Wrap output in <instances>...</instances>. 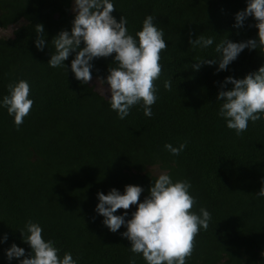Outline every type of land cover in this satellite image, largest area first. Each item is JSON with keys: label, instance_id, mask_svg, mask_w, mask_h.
I'll list each match as a JSON object with an SVG mask.
<instances>
[{"label": "trees", "instance_id": "obj_1", "mask_svg": "<svg viewBox=\"0 0 264 264\" xmlns=\"http://www.w3.org/2000/svg\"><path fill=\"white\" fill-rule=\"evenodd\" d=\"M73 1L0 0V28L23 21L11 37H0V101L19 80L28 82L33 101L19 127L0 105V264H19L30 254L20 233L29 220L42 227L61 258L70 252L76 264H129L134 254L121 235L126 228L114 233L103 224L95 211L97 192L123 193L126 185H137L144 189L142 202L161 173L173 182L188 181L193 211L199 214L203 207L211 213L186 264H264V197L256 195L264 181V119L249 121L237 135L218 115L217 100L219 91L232 87L221 88L226 77L242 79L264 65V50L245 48L226 70H218V63L192 67L199 59L218 61L215 48L225 39L256 37L253 17L235 26L249 0H111V15L118 22L127 19L129 34L135 36L152 15L168 45L160 54L152 117L137 104L124 119L108 98L74 77L75 52L65 68L47 63L55 51L53 37L71 33ZM36 24L43 25V50L35 46ZM200 35L213 44L190 45ZM113 56L92 60V77H106L115 66ZM166 80L171 90L164 88ZM165 143L186 147L173 155ZM127 213L126 220L132 212ZM12 244L25 257L9 260ZM135 264H146L142 254H135Z\"/></svg>", "mask_w": 264, "mask_h": 264}, {"label": "clouds", "instance_id": "obj_2", "mask_svg": "<svg viewBox=\"0 0 264 264\" xmlns=\"http://www.w3.org/2000/svg\"><path fill=\"white\" fill-rule=\"evenodd\" d=\"M73 11L75 16L71 33L60 31L51 41L55 51L50 54L49 66L65 68L63 62L71 52H75L71 71L77 80L87 84L92 80L91 61L114 54L115 66L108 67L106 77L98 78L107 84L111 109L117 112L120 119H124L134 105L141 104L144 115L152 117L151 106L157 99L155 81L162 73L160 54L168 47L163 30L153 22L154 17L147 15L142 28L133 36L128 32L125 17L121 16L118 22L111 15L115 11L111 0H74ZM249 16L256 22L255 38L239 43L225 39L215 48L220 54L218 61L199 59L192 67L199 69L201 63H218V70H226L245 48L264 50V0H249L245 10L236 14L235 26H242ZM35 32L38 34L35 46L43 50V25L36 24ZM81 42L83 47H80ZM189 43L207 48L213 44V39L200 35ZM225 84L232 87L218 92L217 100L222 101L218 115L225 118L229 129L240 135L247 130L249 121L255 123L264 119V65L242 79L228 76L221 85L222 89ZM7 87L8 95L3 97L0 105L7 109L14 118V124L19 127L32 109L30 86L27 81L19 80ZM164 88L171 90L169 80L164 82ZM185 147V143L177 147L170 143L164 145L173 155H179ZM190 187L186 180L173 182L167 173H161L142 202L140 195L144 189L137 185H126L123 193L115 188L107 194L97 192L95 211L104 218L103 224L114 233L121 226L126 228L121 235L130 241V251L134 254L129 264H135V254H142L146 264H186V259L194 250L196 236L201 229H208L212 218L211 213L203 207L199 209V214L193 211L196 200L189 192ZM256 195L264 197V181ZM133 205L136 210L126 220L127 210ZM120 209L125 210L124 214L115 215ZM20 233L31 252L25 257V250L12 244L6 250L9 260L25 257L19 264H76L70 252L60 257V250L54 246V242L43 238V229L39 224L29 220Z\"/></svg>", "mask_w": 264, "mask_h": 264}, {"label": "rangeland", "instance_id": "obj_3", "mask_svg": "<svg viewBox=\"0 0 264 264\" xmlns=\"http://www.w3.org/2000/svg\"><path fill=\"white\" fill-rule=\"evenodd\" d=\"M73 6H74V1L71 3V11H73ZM23 21H19V23L17 24H13L10 25L6 28H0V37H11L12 36V32L13 30L19 25L21 24ZM98 78L100 77H92V80L89 82L90 85L93 86V88L98 91L100 94H102L104 97L107 98L108 95H110V93L108 92V87L107 84L100 81ZM102 79V78H101ZM150 172L153 174H158V171L156 170V168H149ZM136 210V206L133 205L131 206L130 209H128L127 211L133 212Z\"/></svg>", "mask_w": 264, "mask_h": 264}]
</instances>
